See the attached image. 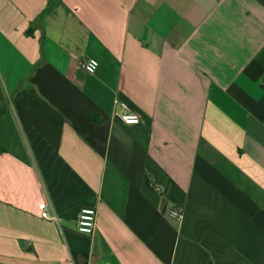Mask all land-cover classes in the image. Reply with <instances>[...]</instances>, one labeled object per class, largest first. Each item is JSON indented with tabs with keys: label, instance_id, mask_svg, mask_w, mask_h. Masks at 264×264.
Instances as JSON below:
<instances>
[{
	"label": "crops",
	"instance_id": "0c3cea01",
	"mask_svg": "<svg viewBox=\"0 0 264 264\" xmlns=\"http://www.w3.org/2000/svg\"><path fill=\"white\" fill-rule=\"evenodd\" d=\"M0 264H264V0H0Z\"/></svg>",
	"mask_w": 264,
	"mask_h": 264
},
{
	"label": "built area",
	"instance_id": "2783aa9c",
	"mask_svg": "<svg viewBox=\"0 0 264 264\" xmlns=\"http://www.w3.org/2000/svg\"><path fill=\"white\" fill-rule=\"evenodd\" d=\"M99 63V60L95 57H88L81 61L82 67L89 72H94L99 66ZM114 116L127 123H137L141 121L140 113L134 109L128 101L121 98L116 100ZM169 213L170 216L175 219H181L183 217V211L178 207H173L170 209ZM43 216L47 218H56L55 216H51L47 210L43 211ZM97 223L98 208L96 206H83L77 218V231L88 236H93L97 229Z\"/></svg>",
	"mask_w": 264,
	"mask_h": 264
}]
</instances>
